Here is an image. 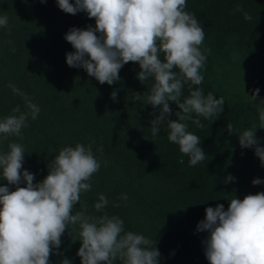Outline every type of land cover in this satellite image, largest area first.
<instances>
[{
	"label": "trees",
	"instance_id": "trees-1",
	"mask_svg": "<svg viewBox=\"0 0 264 264\" xmlns=\"http://www.w3.org/2000/svg\"><path fill=\"white\" fill-rule=\"evenodd\" d=\"M186 3L185 11L194 13L204 30L200 49L206 62L200 70L202 84L185 83L181 102L190 95V88L197 87L204 95L213 92L217 99L225 100L223 112L212 121L195 114L185 121L188 129L200 136V147L206 153L205 161L195 166L169 141L167 123L152 135L151 121L160 114L159 106L132 100L134 92L146 96L154 82L152 78L139 81L138 63L124 64L119 70L121 79L112 85L100 84L83 68L66 63V53L75 49L65 33L72 27H95L94 18L83 11L68 14L58 7L57 0H0V16L8 17V26L0 27V119L14 114L17 105L21 112H28L24 95L40 108L35 120L28 117L22 139L0 134V152H7L11 142L22 144L26 151L23 169L34 174L36 183L47 175V166L61 148L91 143L101 166L73 214L86 205L87 215L120 217L125 232L142 234L153 246L156 241L159 264H210L203 243L208 233L197 231L205 209L223 204L226 210L234 196L243 199L264 192V183H252L254 178L264 181V165L254 148L240 146L238 137L256 127L258 143L264 146V128L258 126V109L264 107L260 103L264 101V0ZM238 6L243 11H237ZM245 12L250 20L244 18ZM9 84L24 95L13 92ZM256 88L259 93L254 101L251 95ZM114 90L115 101L110 95ZM168 103L172 112L167 119L175 120L180 109L175 102ZM229 121L238 134L229 133ZM101 145L102 155L97 150ZM229 174L235 179L225 183ZM7 184L0 171V186ZM24 186L22 181L20 187ZM8 187L14 191L16 186ZM101 193L109 203L97 211L94 205ZM123 194L127 200L121 199ZM76 227L72 236L70 228L62 235L59 249L50 254V264H61L64 258L81 264Z\"/></svg>",
	"mask_w": 264,
	"mask_h": 264
},
{
	"label": "clouds",
	"instance_id": "clouds-1",
	"mask_svg": "<svg viewBox=\"0 0 264 264\" xmlns=\"http://www.w3.org/2000/svg\"><path fill=\"white\" fill-rule=\"evenodd\" d=\"M57 4L68 14L83 11L95 19V27H72L65 33L66 41L75 49L66 53V63L83 68L100 84L109 85L121 79L119 70L124 64L138 63L139 81L145 83L152 78L154 82L146 96L134 92L132 100H145L153 108H160V114L151 121L152 135H157L159 126L167 123L169 141L189 157V165L205 161L201 138L188 129L185 121L192 120L193 114L212 121L223 112L225 100L217 99L213 92L204 95L197 87L190 88V95L181 102L185 83L202 84L200 70L206 62L200 49L205 33L195 14L185 11L186 0H57ZM237 11L243 9L238 6ZM244 18L250 20L251 16L245 12ZM7 26V15L0 16V27ZM9 87L24 95L14 85ZM258 93V88L253 90L252 100L257 101ZM110 95L114 101L117 99L115 90ZM24 99L28 112H21L17 105L12 110L14 114L0 119V134L4 138L22 139L28 117H38L39 106L26 95ZM169 101L180 109L175 120L167 119L172 112ZM258 111V126L264 128V107ZM193 122L203 127L199 119ZM227 129L230 134L237 133L230 121ZM255 129L237 133L239 144L242 148H254L264 165V146L259 145ZM8 148L7 152H0V171L8 182L0 186V264H50V254L59 249L62 235L70 228L72 236L76 226L81 264H114L116 260L121 264H159L156 241L153 246L150 238L125 232L120 217L106 213L99 217L87 215L86 205L73 214L81 194L91 190V178L101 166L91 143L61 148L51 166H47V175L36 183L34 174L23 169L24 146L11 142ZM97 150L103 154L102 145ZM178 162L184 163L183 159ZM234 179L229 174L225 183ZM22 181L26 186L20 187ZM252 183L264 181L254 178ZM8 185H15V190ZM121 199L128 197L123 194ZM108 203L101 193L94 207L101 211ZM205 213L197 231L208 233L203 243L210 264H264V192L247 194L243 199L234 196L226 210L223 204H217L207 207ZM61 264L71 261L64 258Z\"/></svg>",
	"mask_w": 264,
	"mask_h": 264
}]
</instances>
